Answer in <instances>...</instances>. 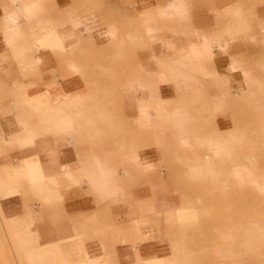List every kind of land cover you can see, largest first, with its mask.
I'll list each match as a JSON object with an SVG mask.
<instances>
[{
	"label": "crops",
	"instance_id": "1",
	"mask_svg": "<svg viewBox=\"0 0 264 264\" xmlns=\"http://www.w3.org/2000/svg\"><path fill=\"white\" fill-rule=\"evenodd\" d=\"M237 103L258 104L264 132V0H0V166L21 195L4 208L26 238V262L106 263L109 217L123 227L131 212L139 235L171 215L188 200L174 185L193 180L169 169L197 167L205 152L213 177L197 180L220 183L216 169L234 166L243 135ZM252 166L235 164L264 192ZM142 230L146 262L173 257L156 226ZM237 230L244 257L264 245V217L224 239ZM232 244L223 247L235 255ZM59 249L58 261L47 258ZM134 249L118 242L116 264H136Z\"/></svg>",
	"mask_w": 264,
	"mask_h": 264
},
{
	"label": "rangeland",
	"instance_id": "2",
	"mask_svg": "<svg viewBox=\"0 0 264 264\" xmlns=\"http://www.w3.org/2000/svg\"><path fill=\"white\" fill-rule=\"evenodd\" d=\"M256 105L258 104L237 103L235 133L241 132L243 135H238L242 139L234 142L235 147L232 150L233 156L230 158V162L234 166H221L219 169H216L220 170V172L214 176L220 180V183L212 184V180H209L207 183H202L197 180L213 177V156L210 152L204 153L203 162H200L197 167H191L189 169H169L171 175L190 177L193 182L174 185V191L180 192L183 196L188 197V200H182V206L179 207L188 212L184 218L179 217L177 208L171 209V215L153 216L148 223L142 225V229L156 226L159 229L160 236L171 240L173 244V257L169 259L156 256L154 264H214L219 259L229 257L233 259L247 257L248 261H252L253 263L257 262L256 264H261L259 262L260 260L264 263V245L261 248H257L251 254L248 252L244 257V247L238 246L240 245L239 242L243 241L244 233L242 230H237L230 239L228 237L224 239L223 237L224 232L234 227V225L237 229L239 227L242 228V226L247 227L250 220H253V223H259L261 217H264V192L256 188V183L253 182L256 180V177L247 176L248 178L243 181L240 169L238 167L235 168V164L237 163L242 164V166L252 164L251 169L264 174V132L259 128L260 114ZM178 114L179 110L177 108L173 111V115L177 116ZM195 147L197 146H186L185 148L191 150ZM133 159L138 160L139 157L135 155ZM246 168L249 169L250 166L244 167V169ZM11 170L10 167L0 166V264H29L26 262V255L20 251L21 244L26 238L24 234H17L11 230L10 219L13 216L6 215L4 208L6 199L21 196L19 189L13 182L14 179L9 175ZM233 171L237 177L233 174ZM229 177H235V183L223 184L222 181ZM15 182L22 188L24 193L27 192V189L21 185L20 180H16ZM128 186L132 187L133 185L129 184ZM108 188H110V185H108ZM6 201L9 202L8 200ZM23 202L25 205L29 203L33 210L39 201L31 198L29 200L23 199ZM124 205L130 206V200L127 199ZM40 207L42 208L43 205L41 204ZM33 217L35 219L30 224V227L35 230L41 217L39 220H36L35 212L33 213ZM134 218L135 216L130 212L128 215L129 221L126 223L127 225L119 227L116 226L114 218L111 219L109 217L107 232L108 246H103L102 248V251L107 257L106 263L104 264H116L114 257L118 242H131L132 245L135 243L136 264H152L143 259L138 247L140 243L146 241L151 235L142 229L139 235L131 230L132 225L128 223ZM225 233L228 234V232ZM29 239L32 241L31 245H33L34 239L31 235ZM89 239L87 238V240ZM257 240L259 241L260 238ZM229 243H233L234 248L231 250L235 252V255L227 251V247H223ZM32 248L34 249V247ZM61 251L62 249H59L47 258L58 261L61 258ZM84 253L86 254V252ZM36 264H41V260H38Z\"/></svg>",
	"mask_w": 264,
	"mask_h": 264
},
{
	"label": "bare ground",
	"instance_id": "3",
	"mask_svg": "<svg viewBox=\"0 0 264 264\" xmlns=\"http://www.w3.org/2000/svg\"><path fill=\"white\" fill-rule=\"evenodd\" d=\"M179 115V114H178ZM177 115V116H178ZM1 186V185H0ZM4 186V185H3ZM4 187H6V186H4ZM1 188V187H0ZM7 188V187H6ZM6 190V189H5ZM1 192V191H0ZM11 193V192H10ZM15 194V193H14ZM1 195V194H0ZM178 210V215H179V217L180 218H184V216L186 215V213H188L187 211H185L184 209L182 210L181 208H178L177 209ZM31 260V259H30ZM30 263H31V261H30Z\"/></svg>",
	"mask_w": 264,
	"mask_h": 264
}]
</instances>
